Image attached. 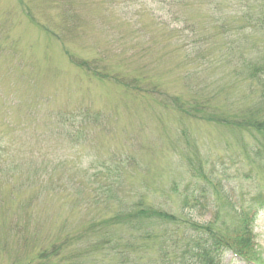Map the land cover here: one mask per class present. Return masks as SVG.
Returning <instances> with one entry per match:
<instances>
[{
  "label": "rangeland",
  "instance_id": "rangeland-1",
  "mask_svg": "<svg viewBox=\"0 0 264 264\" xmlns=\"http://www.w3.org/2000/svg\"><path fill=\"white\" fill-rule=\"evenodd\" d=\"M214 1L0 0L1 154L18 162L6 171L9 182H0V264H37L39 244L106 215L103 203L87 202L103 195L106 168L124 173L109 180L111 202L143 193L199 223L213 219L212 204L219 205L220 230L235 226L240 200L264 195V162L243 154L248 134L180 115L158 96L114 81L139 73L168 94L210 99L221 113L255 106L259 98L245 87L238 55L261 61L264 31L218 37L211 11L226 4L213 9ZM248 5L264 11V0ZM230 41L235 57L225 47ZM257 105L264 110V100ZM206 181L216 188L206 194L209 206L183 208L186 187ZM257 218L255 261L226 252L222 264H264V211ZM186 230L183 224L177 232Z\"/></svg>",
  "mask_w": 264,
  "mask_h": 264
},
{
  "label": "trees",
  "instance_id": "trees-1",
  "mask_svg": "<svg viewBox=\"0 0 264 264\" xmlns=\"http://www.w3.org/2000/svg\"><path fill=\"white\" fill-rule=\"evenodd\" d=\"M248 1L250 0L214 1L213 9L226 4L219 7L217 9L219 11H211L213 12L211 21L214 19V22L219 25L216 30L218 37L232 34L241 36L244 29L264 31L262 5H259L260 9L257 10L255 5H248ZM245 8L248 10L244 11ZM230 9H237L235 15L225 13ZM186 25L188 27L191 25L188 20ZM204 40L207 42L208 38ZM253 44L251 41L252 47L257 46ZM225 45L226 49L231 46L232 55L235 57L237 52H233V42H225ZM238 56L244 68L239 74L243 76L242 80L247 85L245 87L249 95L253 98L257 95L259 99L255 106H248L236 113L226 111L221 113L216 107L215 110L214 107L210 108L208 106L210 99L202 101L204 100L202 98L198 101L195 97L187 99L180 95L168 94L160 89L158 83L150 82L148 76L139 73L127 79L116 75L114 81L129 92L143 96H158L162 104L173 108L180 115L222 125L239 133L245 132L251 137L252 143L244 144L243 154L247 158L260 159L264 162V110L257 105L264 100V57L261 61H257L251 58L246 59L242 54ZM77 65L89 70L87 62L79 61ZM93 73L100 72L93 71ZM3 147L5 145L3 146L0 140V182L2 177L9 182L6 171L15 169L18 162L15 159L3 157L1 154V151H4ZM125 159L129 161L130 157ZM122 174L124 173L120 169L106 168V178L109 177V180L113 177L114 180H121ZM109 180L101 186L103 195H92L87 200L93 205L103 203L107 214L77 223L74 229L57 235L44 245L39 244L40 246L34 249L37 264H221L222 256L226 251L240 258H249L251 254H254L252 223L259 212L264 210L263 194L249 196L245 202L246 205H242L240 200V206L235 210L237 223L232 228L227 226L228 228L220 230L215 227L216 213L220 210L219 205L212 204L215 208L213 219L206 223H199L191 219L192 217L188 214L186 217L182 213L177 216L161 207L154 206L146 201L143 193L133 202L126 201L125 195L114 197V202H111L110 193L115 181L113 183ZM206 182L208 183L193 187L192 190L189 186L186 187L182 195L183 208L200 210L209 206L210 201L206 194L211 185L209 181ZM119 185L120 182L114 187L119 188ZM213 189L216 188L211 187V191ZM233 203L237 206L236 200ZM154 221H160L164 226L154 228L150 225ZM183 224L186 225L187 230L179 234L177 231ZM151 247L156 249L154 255H149Z\"/></svg>",
  "mask_w": 264,
  "mask_h": 264
}]
</instances>
